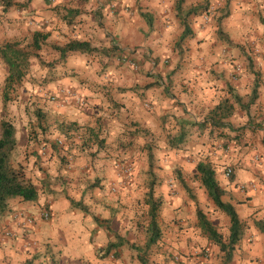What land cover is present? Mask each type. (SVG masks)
<instances>
[{
  "label": "crops",
  "instance_id": "1",
  "mask_svg": "<svg viewBox=\"0 0 264 264\" xmlns=\"http://www.w3.org/2000/svg\"><path fill=\"white\" fill-rule=\"evenodd\" d=\"M8 1L11 4L5 8L3 0H0V45L7 41L26 40H29V44L33 32L37 30L47 34L44 42L49 43L50 47L54 44L62 45L71 39L89 41L94 47L106 46L108 45L105 37L107 32L113 33L118 41L126 45L139 44L144 47L158 40L164 41L170 26L177 21L173 9L177 0ZM204 1L226 3V0H183L182 5L188 8L200 5ZM228 2L230 12L229 14L226 12L219 27L227 33L229 42L235 39L231 42L240 41L245 47L253 38L256 39L252 28L264 31V28L262 30L258 26L263 24L261 20L264 18V0H228ZM67 8L75 9L77 12L67 14ZM141 12L149 15L153 26L148 25L145 18L141 16ZM258 13L261 14L257 15ZM196 19L198 17L194 16L193 21ZM190 28L191 35L184 39V45L188 50L187 54L195 57L188 67L190 71L203 72V69L210 67L213 60L219 59L222 44L217 40L216 33L209 23L202 25L192 23ZM236 31L240 32L239 38L242 41L237 37ZM181 32L182 29L179 28L178 37ZM40 53L42 60L49 62L44 59L42 52ZM51 54L52 61L58 57L53 49ZM75 55L82 54L70 55L65 62L67 68L73 67L70 60ZM36 59H30L28 73L25 75L28 82L37 80L39 75L44 78L49 70L54 76L62 71L61 65L52 69L48 68L49 66H38L36 63L38 59ZM1 62L0 59V87L4 84L5 73L7 74ZM65 66L63 69H67ZM99 66L96 58L93 62H84L81 67L78 66L79 69L89 72L90 87L84 92L88 91L87 93L91 96L88 98H22L23 102H20L19 107L16 108L9 102H3V91L0 89V115L5 118H13L14 115L21 113L31 116L33 106L41 108L45 119L52 124L51 128H55L57 133L56 131L52 133L51 128L50 132L41 131L37 135V140L39 137L47 136L61 139L62 132L59 128L68 122L77 123V126L81 128V131L65 143L63 147L65 151L49 148L47 154H42L39 146L41 139L36 141L34 129L22 127V132H19L14 126L17 139L14 161L23 167L26 178L34 184L38 193L36 199L31 201L16 197L15 202H12L14 199L11 198L8 208L0 215V264H135L130 263L129 258L124 255L111 260L106 255H100L98 250L106 247L109 242L116 241L122 242V245L116 248L120 252L125 247L124 244H127L126 242H129V245L134 241V233L138 227L137 209L133 208L138 201L136 191L133 190L136 179L134 178L130 185H124L120 193H111L109 183H115L118 180L113 166L116 162L115 157L106 154L103 159H92L84 149L86 147H82V143L77 146L75 142L90 141L93 151L109 152L127 148L130 141H133L134 146L157 145V135L164 131L167 119H171L172 127L175 126L176 129L181 124V128H184L188 136L191 135L192 138L200 139L203 137V131L207 130L212 134L215 129L220 135L221 132L226 135V129L236 135L239 124H246L244 122L247 121V115H251L248 107L252 102L244 103L241 98L239 104L234 102L233 98H229L232 107L224 119L227 125L218 128L210 123L204 124L203 121L209 116L210 111L224 97L229 96L227 93L222 97L221 91H217L216 87L210 89V86H214L213 84L207 87L212 91L213 98H204L200 94L193 98H102L97 92L98 83H101L102 78L96 73L100 70ZM36 70L37 72H34ZM30 75L33 77L30 78ZM58 78L59 76H56L55 79L53 77L46 81L47 85L50 87L60 85L61 80ZM218 89H221L220 86ZM254 100H256L254 114L262 125L258 131L259 135L256 138L252 136L250 138L249 133H243V138L240 140H243V144L247 143V146L241 151L227 155L219 153L218 157L214 156L217 168H220L229 156L232 157L233 162L239 163L234 177L222 185L228 183L238 185L258 177L264 179V145L262 143L264 91L262 98ZM246 125L249 127V124ZM165 132L168 133L167 130ZM145 133L148 139L143 140L142 136ZM195 142L199 141H194L190 145L196 144L201 147V141ZM256 144L258 148L254 150ZM44 145L46 144L43 143ZM166 145L169 144L166 143ZM247 150L249 153H246ZM75 151H77V157H73L67 164L63 155ZM259 153L262 157L258 156ZM87 161L97 168L102 166L101 169H96V173H94L95 170L92 171L95 177H103L101 185L95 187L93 191L87 187L89 184L83 182L88 171L83 168V164ZM70 198L81 201L86 211L71 205ZM164 200L163 208L167 205L170 216L182 218V222L185 221V212L193 210L196 213L189 198L181 193L165 196ZM16 201L21 202L18 205H12ZM44 211L49 212V218H43ZM20 212L33 216L34 223L30 228H27L22 218L17 216ZM4 229H10L12 235L5 236ZM146 234L148 237L147 231Z\"/></svg>",
  "mask_w": 264,
  "mask_h": 264
},
{
  "label": "rangeland",
  "instance_id": "2",
  "mask_svg": "<svg viewBox=\"0 0 264 264\" xmlns=\"http://www.w3.org/2000/svg\"><path fill=\"white\" fill-rule=\"evenodd\" d=\"M228 3V0H226V3L222 1L221 4L204 1L200 6L205 9L200 13L187 16V22L190 27L192 23L195 25L209 23L216 33L217 40L222 44L220 48L221 54L218 56L219 59L213 60L210 67L203 69V72L189 70L188 66H190V62L194 60L195 56L187 54L188 50L185 49V41H182L179 45L175 43L178 40L177 33L179 28L183 29L179 18L175 15L177 21L170 26L164 41L158 40L149 46L144 45V47L139 44L129 46L118 41L113 33L107 32L105 37L108 45L110 43L115 44V53L110 56L104 53L75 55L70 60L73 67L67 68L65 60L61 64L62 71H59L58 75H52L49 70L46 73V78H42L39 75L40 77L37 80L34 79L28 82L25 77L20 83L15 84L13 88L7 91L9 100L6 102L18 108L20 102H23L22 98H88L90 96L87 93L88 91L84 92L90 87L89 72L79 68L84 62H93L95 58L98 59L100 64V70H97L96 73L102 78L101 83H98L99 90L97 92L101 94L102 98H193V96L196 97L198 94L204 98H213L210 89L216 87L217 91H221L220 95L222 94V97L227 94L229 88H232L246 103L250 100L251 91L255 84L258 85L256 98H262L264 91V31L261 32L258 31V28H252L256 34V39L253 38L245 47L240 41L232 43L235 39H231L232 42H229L227 33L219 27V23L222 22L221 20L225 17L226 12L228 14L230 12ZM182 7L183 13L189 8L183 5ZM173 9L176 14L175 6ZM260 14L258 13L257 15ZM194 16H197L198 19L193 21ZM261 25L263 27L258 26L263 30L264 25ZM239 33L236 31L238 38L240 37ZM239 40L242 41L240 38ZM28 41L21 42L22 44H28ZM48 44H44L40 52H42L45 60L52 61V46L50 47V44ZM106 46L98 48L104 49ZM40 52L39 55L41 56ZM33 63L35 66L36 63L38 66H42L38 60L36 63L33 61ZM214 64L215 68H213ZM63 66L67 69H63ZM2 67L7 71V67L3 63ZM34 72H37V70ZM6 75L5 73V77ZM56 76H59L58 79L61 80L60 85L56 84L55 87L48 86L46 81L51 80L53 77L55 79ZM32 77L30 75V78ZM148 84L153 85L147 88ZM212 84L214 86H210V89H207ZM219 86L221 89H218ZM3 88L4 84L0 89L3 91ZM120 94L123 95L121 96ZM255 103L256 100L250 103L248 111H251V115H247V121L245 120L244 122L249 124V127L246 124H239L238 128H240V131L237 137L235 133H231L227 129L225 130V136L218 134L216 129L213 130L214 133L212 134L205 130L203 131V137L200 139L187 135L180 147H171L166 145V143L169 144L168 138L175 133L176 128L175 126L172 127L171 119H167L168 122H166L167 126L164 127V131L157 135V145L149 146L143 144L134 146L133 141H130L126 146L127 148L109 152L106 150L93 151L90 141L75 142L77 146L82 143L81 146L86 147L84 149H86L87 154L92 159H103L106 154L115 157L116 162L113 163V166L118 180L115 183H109L108 186L111 193H120L124 189V185H130L132 180L136 179L133 190L136 191L138 201L135 207L133 205L132 207L137 209L136 216L138 221L136 222L138 227L135 230V237L132 243L134 246L142 247V250L138 253L130 245L124 244L125 247L120 252L113 249L106 255L107 257L115 260L120 255H124L129 258L130 263L135 264H143L140 261V257L146 259L147 264H264V234L253 223L255 219H264V179L258 177L254 178L253 181L238 185H233L232 183L222 185L234 177L239 163L233 162L230 156L228 160L222 163L220 168H217L214 163V156L218 157L219 153L227 155L231 152L241 151L243 147L247 146V143L243 144V140H240L243 138V133H249L250 138L251 136L256 138L259 135L258 131L262 125L256 114H254ZM1 119L10 120L19 132H22V127L33 128L36 141L41 139L39 146L42 154H47V149L49 148L56 151H65L63 148L65 143L81 131L77 123L68 122L59 128V131L62 132L61 139L59 137L53 139V137L47 136L44 138L39 137L37 140V135L41 131L50 132L51 129L52 133L56 131L55 128H51L52 124L45 119L41 108L37 106H33L31 116L22 115L21 113L14 115L13 118H5L0 115ZM142 138L143 140L148 139L147 134L145 133ZM221 139L223 141H220ZM194 141H201V147L196 146V144L191 146L190 144ZM43 143L46 145L43 146ZM100 145L101 142L99 143ZM257 148V144L254 145V150H257ZM34 151L38 152L37 150ZM41 153L39 154L41 155ZM76 153L77 151L65 154L66 156L63 155L67 164L72 161L73 157H77ZM246 153H249V150ZM69 155L71 156L69 157ZM258 156L262 157V154L259 153ZM198 161L208 162L216 170V179L224 187L223 200L234 205L245 224L242 239L236 246L231 260L227 263L223 252L219 250L217 245L209 241L200 230L195 211L185 212V221L182 222V218L178 219L175 216H170L167 205H164L163 208L165 196H174L181 193L186 198H189L195 209L198 206L205 213L206 217L222 236L227 237L229 230L228 217L216 208L213 201L208 197L200 177L195 171V165ZM228 167L232 169L230 177L225 175V169ZM83 168L88 170L83 182L84 184H89L87 187L93 191L95 187L97 188L101 185L103 177H95L92 171L95 170L94 173H96V169H101L102 166L97 168L87 161L83 164ZM242 185L244 186L243 188L241 187ZM150 187L154 198L160 200L157 216H159L161 237L150 248H144L149 219V205L145 200ZM15 200H12V202H15ZM20 202L16 201L12 205H18ZM103 250H105V247L98 250L102 256L105 255V251L102 252Z\"/></svg>",
  "mask_w": 264,
  "mask_h": 264
},
{
  "label": "trees",
  "instance_id": "3",
  "mask_svg": "<svg viewBox=\"0 0 264 264\" xmlns=\"http://www.w3.org/2000/svg\"><path fill=\"white\" fill-rule=\"evenodd\" d=\"M183 0H177L175 3L176 15L179 18L181 25L183 26L182 32L175 42L179 45L184 39L191 35V28L187 22V16L191 14L200 13L203 9L200 5L189 7L185 13H183L182 7ZM11 2L3 0V5L6 8ZM67 14L76 13L77 10L67 8ZM141 16L145 18L148 25L152 26V20L147 13L141 12ZM261 22L264 24V18ZM47 34L35 30L32 34V39L29 44H22L21 41H7L0 45V59L7 67V75L4 80L3 88V101L9 100L7 98V91L13 88L15 84L20 83L25 75L28 73L30 59L37 58L42 65L52 69L57 65H61L65 60L74 53L92 54V53H104L107 56L115 53L116 46L114 43H110L106 48H98L91 46L89 41L71 39L62 45L54 44L52 49L58 54V57L52 62H45L40 57L38 51L45 44ZM46 78V76L44 77ZM153 84H148L146 87H151ZM258 85L255 84L251 91L249 102H252L257 97ZM227 93L229 96L217 104L209 113V116L205 118L203 123H210L214 127L223 128L227 124L225 123V117L230 113L232 104L229 102V98H233L236 103H241V96L237 94L232 88H229ZM242 105V104H241ZM240 128L237 127V134ZM188 135L184 128L180 127L175 130V133L171 134L168 138L169 145L171 147H180L185 137ZM221 135L225 136L223 132ZM264 145V138L262 140ZM17 146V139L15 136V127L13 123L8 119L0 120V215L8 208V202L11 198L19 197L25 201L35 200L37 197V190L34 184L26 178L24 169L21 165H17L14 161L13 155ZM195 171L199 175L202 185L204 186L208 197L213 201L216 208L221 210L229 220V230L227 237L222 236L213 223L206 217L205 213L197 206L196 217L197 223L202 233L207 237L209 241L218 246L219 250L223 252L226 263L229 262L233 256V252L236 246L239 244L245 230V224L240 218L234 205L228 201L223 200L224 194L223 187L216 179L214 168L204 161H198L195 165ZM185 186V185H184ZM188 191V188H187ZM71 205L79 207L86 211V207L81 201H75L72 198L69 199ZM146 203L148 208V224L147 232L148 237L144 244V248H150L161 237V228L158 222V207L160 200H156L153 196L152 188L150 187L146 195ZM256 228L264 234V219L253 220ZM127 244L129 242H126ZM122 242H109L105 247V255H108L111 250L116 249ZM138 253L142 250V247L134 246L133 243L129 244ZM140 261L143 264H147L146 259L140 257Z\"/></svg>",
  "mask_w": 264,
  "mask_h": 264
},
{
  "label": "built area",
  "instance_id": "4",
  "mask_svg": "<svg viewBox=\"0 0 264 264\" xmlns=\"http://www.w3.org/2000/svg\"><path fill=\"white\" fill-rule=\"evenodd\" d=\"M225 175L227 177H230L232 175V169L230 167L225 169ZM241 187L243 188L244 186L242 185ZM17 216L22 218V220L25 223L27 228H30L33 225V223H34V218L30 214H26V213L20 212L19 214H17ZM42 216L44 218H46V219L49 218V212L48 211L42 212ZM3 233H4L5 236L12 235V231L10 229H4Z\"/></svg>",
  "mask_w": 264,
  "mask_h": 264
}]
</instances>
